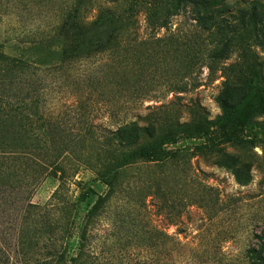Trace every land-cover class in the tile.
Here are the masks:
<instances>
[{
	"label": "rangeland",
	"instance_id": "1",
	"mask_svg": "<svg viewBox=\"0 0 264 264\" xmlns=\"http://www.w3.org/2000/svg\"><path fill=\"white\" fill-rule=\"evenodd\" d=\"M172 1L0 0V53L23 54L25 46L41 39L75 9L80 20L91 22L102 8H113L124 16L127 8L137 4L138 11L121 16L115 28L126 51L149 56L151 63L161 60L156 71H149L147 61H139L145 79L155 75L158 84L151 92L159 98L133 101L105 92L107 87L99 90L96 82L107 74L110 63L91 58L38 71L37 79L47 86V114H54L67 129L87 124L102 130L162 103L168 105L167 115L175 114L185 122L193 104L199 102L214 120L221 114L219 97L238 105L248 93L241 82L244 77L258 74L264 80V0H209L199 19H193L189 7L171 15ZM2 81L9 83L0 70ZM175 84L183 86V91H170ZM8 91L6 87L5 100ZM251 121L255 129L264 130V104ZM2 127L9 128L8 124ZM252 133L246 127L239 135L250 139ZM260 136L264 140V133ZM203 141L183 137L169 147L183 150L187 156L183 167L188 165L202 183L215 188L216 195L207 199L208 209L191 205L192 198L181 188L171 192L167 207L158 196L139 198L135 206L115 198L95 225V264H137L144 243L159 239L157 232L184 245L175 255L178 264H264V142L247 149L228 145L221 154L204 155L194 150ZM77 180L89 182L99 193L106 190L91 171L82 168L65 189L71 200H77L80 193ZM59 184L57 177L46 178L31 202L46 204ZM28 198L29 194L12 188L0 189V264H34L44 255L43 242L32 252L21 244V217ZM93 202L80 203L79 214ZM70 244V254H75L77 238Z\"/></svg>",
	"mask_w": 264,
	"mask_h": 264
},
{
	"label": "trees",
	"instance_id": "2",
	"mask_svg": "<svg viewBox=\"0 0 264 264\" xmlns=\"http://www.w3.org/2000/svg\"><path fill=\"white\" fill-rule=\"evenodd\" d=\"M136 5L127 8L124 16L113 8H102L91 22L80 20L79 10L75 9L41 39L25 46L23 54L0 53L1 76L9 80L8 84L0 83V189L29 194L21 217V244L32 252L45 243L43 257L34 264H95V225L115 198L135 206L139 198L158 196L167 207L171 192L181 188L192 198L191 205L208 209L207 199L216 195L215 188L202 183L188 165L183 167L187 161L183 150L169 147L181 138H202L204 141L194 150L204 155L221 154L228 145L247 149L264 142L260 140L264 130L255 129L251 121L252 114L264 104V80L258 74L240 79L248 93L238 105L219 97L221 114L214 120L199 102L193 104L191 117L185 122L175 114L167 115L164 109L168 105L162 103L149 105L146 113L102 130L87 124L67 129L54 114H47V86L37 79L38 71L91 58L110 63L105 79L102 76L96 80L99 90L107 87L105 92L133 101L159 98L151 92L158 84L155 75L145 79L139 61H147L149 71H156L162 66L161 60L151 63L149 56L146 59L144 54L126 51L115 28L121 16L138 11ZM181 7H189L193 19H199L202 8L209 7V0H173L171 15H179ZM6 87L8 100L4 99ZM174 89L183 91L184 87L175 84L170 91ZM3 124L9 128L4 129ZM246 127L253 132L250 139L239 135ZM82 168L91 171L106 190L99 193L89 182L77 180L80 193L77 200H71L65 189ZM51 176L60 181L51 198L44 205L32 203L30 197ZM88 199L94 202L80 215V203ZM157 234L159 239L144 243L137 264H178L175 255L184 245L163 232ZM74 237L77 251L70 254Z\"/></svg>",
	"mask_w": 264,
	"mask_h": 264
}]
</instances>
